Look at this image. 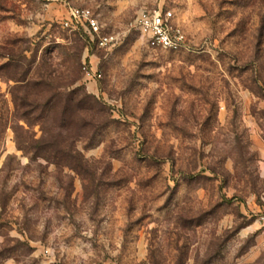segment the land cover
Here are the masks:
<instances>
[{
	"label": "rangeland",
	"instance_id": "rangeland-1",
	"mask_svg": "<svg viewBox=\"0 0 264 264\" xmlns=\"http://www.w3.org/2000/svg\"><path fill=\"white\" fill-rule=\"evenodd\" d=\"M262 211L264 0H0V264H264Z\"/></svg>",
	"mask_w": 264,
	"mask_h": 264
},
{
	"label": "built area",
	"instance_id": "built-area-1",
	"mask_svg": "<svg viewBox=\"0 0 264 264\" xmlns=\"http://www.w3.org/2000/svg\"><path fill=\"white\" fill-rule=\"evenodd\" d=\"M70 16L63 23L66 26L81 24L90 39L100 47H111L118 43L120 34L115 31L103 32L104 24L99 14L91 6L73 5L70 7ZM76 25H73V21ZM142 38L152 47L167 49H189L192 40L184 27L176 20L173 8L163 5L142 6L138 9L133 21ZM258 222L264 227V211L258 215Z\"/></svg>",
	"mask_w": 264,
	"mask_h": 264
}]
</instances>
